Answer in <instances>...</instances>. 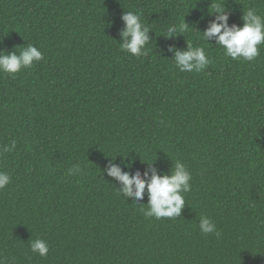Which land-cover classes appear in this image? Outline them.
Listing matches in <instances>:
<instances>
[{"label":"trees","instance_id":"1","mask_svg":"<svg viewBox=\"0 0 264 264\" xmlns=\"http://www.w3.org/2000/svg\"><path fill=\"white\" fill-rule=\"evenodd\" d=\"M229 24L264 0H0V51L35 45L42 61L0 74V258L9 264H264V45L233 60L202 39L214 4ZM150 27L148 54L121 50V14ZM189 29L165 39L167 26ZM210 59L181 72L186 42ZM191 173L180 217H146L118 194L110 162ZM73 164L81 172L68 175ZM125 164H130L125 168ZM140 203H147V195ZM207 215L220 235L202 234ZM49 252L32 253L35 238Z\"/></svg>","mask_w":264,"mask_h":264},{"label":"clouds","instance_id":"2","mask_svg":"<svg viewBox=\"0 0 264 264\" xmlns=\"http://www.w3.org/2000/svg\"><path fill=\"white\" fill-rule=\"evenodd\" d=\"M208 12L210 15L214 13V18L208 21L203 31L198 30L203 40L208 43L214 40V44L223 48L224 54L233 60L251 62L259 56V46L264 45V15L259 14L254 7H248L241 16L242 24L237 25L229 24V12L226 11L224 4H214L212 10L208 9ZM120 18L123 22L118 41L121 50L136 57L147 55L146 46L152 38L149 35L152 29L142 21L137 12L124 11ZM189 27V24L182 19L178 25L167 26L166 34L162 36L165 39H175L178 35H183ZM167 51L172 53L171 59L181 72L198 73L210 63L205 48L199 45L194 46L190 41L186 42V47L183 49L176 45H168ZM43 59V53L33 44H28L19 51L2 50L0 51V74L14 77L23 69L31 68ZM15 147V140L0 146V155L12 152ZM147 165L148 168L141 172L140 169L123 170L121 165L110 162L103 171L115 180L118 184V194L125 200L132 198L137 205H147L146 208L141 207L146 217L156 219L180 217L181 210L185 206L184 194L191 190V173L180 160H177L174 167L171 166L167 172H158L152 162H147ZM124 167L129 168L130 164H125ZM81 170L79 164H73L68 169V175L77 174ZM11 180L9 173L0 170V190L10 184ZM145 195H147V203H140ZM199 230L205 235H220L216 224L207 215L200 217ZM29 248L32 253L41 257L47 256L49 252L48 242L39 237L30 241ZM0 264H9V262L5 258H0Z\"/></svg>","mask_w":264,"mask_h":264}]
</instances>
